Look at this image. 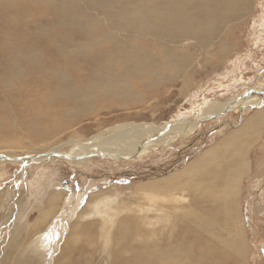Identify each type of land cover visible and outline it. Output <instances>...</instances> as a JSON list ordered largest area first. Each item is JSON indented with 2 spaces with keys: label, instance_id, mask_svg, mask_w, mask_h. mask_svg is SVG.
<instances>
[{
  "label": "bare ground",
  "instance_id": "6f19581e",
  "mask_svg": "<svg viewBox=\"0 0 264 264\" xmlns=\"http://www.w3.org/2000/svg\"><path fill=\"white\" fill-rule=\"evenodd\" d=\"M251 7L252 0H0V91L5 100L12 96L10 93L30 96L22 103L15 100V105H10L11 110L3 112L5 108L0 107L4 108L0 111V128L8 131L12 122L7 121L4 114H12L7 118L25 116L33 121V125H45L57 131L70 127L73 124L71 115L83 108L82 104L87 99H100L106 95L109 101L110 98L123 97L127 88L107 75L108 70L118 73L128 60L158 61V58L167 60L178 56L188 59L192 49L210 60L240 54L238 43L230 42L231 36L224 34H220L219 47H205L213 40L211 34L218 29L224 27L230 33L239 30V17L247 15ZM218 34L212 35L216 37ZM116 62L121 66L113 68ZM191 70L188 69L191 73L187 74L189 78L180 81L181 86L198 72L196 68L195 73ZM142 71L152 75L154 87L147 84L151 81L147 78L142 83L137 79L135 88L138 85L154 91L160 83L172 80V76L161 74L164 70H160V64L144 67ZM32 83L36 89L29 92L28 85ZM254 96L211 100L192 120L167 122L166 128L160 127L162 131L157 138L153 135L160 129H152L147 124H127L118 129L119 133L111 135L107 145L96 148L95 145L88 147L73 142L71 150H55L41 156L33 153L28 155L33 156V160L17 163L29 165L52 158L78 161L94 156H138L157 143L169 144L166 140L180 132L189 130L190 133L199 126V122L209 120L211 116V119L219 118L230 110L238 111L259 104V108L244 118L238 128L240 134L245 135L259 131L264 125V91L255 92ZM108 103L112 101L100 102L97 106L110 107ZM21 120V123L26 122L23 118ZM234 150L235 153L225 161L210 160L194 168L193 175L194 170L186 175L181 173L178 179L174 178L177 179L175 184L166 180L167 188L154 189L152 184L145 185L135 208L139 212L132 214L141 216V220L151 219V224H144L141 230L139 225L129 224V220L136 224L132 219L120 222L117 227V232H120L111 237L118 258L114 263L240 264L242 259L245 262L249 249L241 238L244 233L236 226L239 217L227 205V201L237 194L236 184L243 168L240 147ZM15 158L23 157H1L0 162L12 164ZM65 189L68 190L64 188L60 193L50 189L40 194L37 192L32 211L23 218L18 212L12 217L14 207L11 206L9 209L12 211L1 217L0 243L7 249L17 247L22 250V253L19 251L22 257L16 264H33L36 260H44L48 264L57 262L54 257L62 255V245L57 248L49 246L60 241H55L54 235H66L71 241L67 245L70 252L84 250V254L92 256V259L104 252L108 254L106 264H111L110 254L105 248L107 237L98 231L100 229L94 228L96 222L90 220L89 211L93 215H96L93 210L100 211L99 217H93L100 220L109 217V213L105 204L94 202V197L87 192H79L76 206L71 195L68 199L70 206L66 209L68 214L60 217L53 232L44 231L47 219L58 213L61 202L66 204L63 197ZM120 193L129 194V190ZM90 196L92 198L87 201L89 207L85 205L77 210L79 202ZM23 200L14 198L15 206ZM55 204L57 210L52 213ZM143 207L145 209L142 210ZM83 216L85 222L81 219ZM38 229L40 233L33 236ZM135 244L137 251L133 250ZM124 252H129V255L124 256ZM0 264L5 262L0 260Z\"/></svg>",
  "mask_w": 264,
  "mask_h": 264
},
{
  "label": "rangeland",
  "instance_id": "374dc122",
  "mask_svg": "<svg viewBox=\"0 0 264 264\" xmlns=\"http://www.w3.org/2000/svg\"><path fill=\"white\" fill-rule=\"evenodd\" d=\"M262 5L264 7V0H252L250 12L239 17L240 29L233 33L225 31L224 27L218 29L213 32L219 33L218 36L214 37L212 33L210 38L213 40L205 47V49L219 47L220 34H224L231 36L230 42L238 43L240 54L210 60L208 57L201 56L196 49H192L190 57L187 56L188 59L178 56L167 60L158 58V61L128 60L122 66L118 62L114 63L113 68L121 66L119 72L114 73L108 70L107 76L121 83L125 89L127 88L123 97L121 99L117 97L116 100L110 98L109 101H107L109 96L106 95L103 96L104 99L98 97L87 99L82 104L84 107L77 109L71 115L73 124L70 127L57 131L45 125L43 127L33 125V121L25 116L7 118L12 114H4L7 121L12 120V122L8 131L0 128V154L8 158L9 156L24 157L33 153L41 156L55 150H71L73 142L88 147L91 144L97 148L107 145L111 141V135L119 133L118 129L126 127L127 124L139 126L147 124L152 129L166 128L167 122L192 120L196 113H199L211 100L225 101L239 96L247 97L249 94L255 97V92L264 91V8ZM159 64L160 70H164L161 74L172 76L171 81L160 83L159 88H155L154 91H147L141 85L142 88L138 85L137 88L133 87L137 79L142 83L147 78H151V74L142 71L144 67H155ZM186 68L192 69V73H195L194 68H196L198 72L193 75L192 80L189 79L181 86L180 81L186 77L189 78L190 75L187 74H191ZM140 76L142 78L139 79ZM152 80L151 78V81L147 83L149 86H152ZM30 85H28L29 92L35 91V84ZM0 93V107L5 108V110L0 108V111L4 110L3 112L7 109L11 110L10 105H15L13 103L15 100L22 103L30 97L26 93H10L12 95L10 99L5 100L2 91ZM126 100L130 101L126 102ZM110 101H112L108 103L110 107L97 106L100 102ZM1 102L4 105H1ZM123 102L126 103L122 104ZM258 105L254 104L238 111L230 110L225 116L219 118L211 119V116L209 120L199 122V126L190 133H188L189 130L185 133L180 132L176 137L166 140L169 144L165 141L160 145L157 143L138 156L127 158L94 156L81 158L78 161L52 158L39 160L29 165L23 162L22 164L0 162V221L5 213L12 211L9 209L10 206L14 207L13 213L11 212L12 217L16 212L22 218L29 215L34 207L37 192L40 194L43 190L50 189L60 193L62 189L68 188L63 194L67 205L64 201L61 202L58 213L47 219L44 231L53 232L60 222V217L68 214L66 209L70 206L69 197L72 195L73 204L76 206L78 203L76 196L79 192H87L94 197V202L99 201L107 207L109 217L103 220L94 219L96 215L100 216V211L96 209L93 210L96 215L89 211L92 216L90 220L95 221L94 228L100 229L98 231H102L103 236L107 237L105 248L110 254L111 264H116L114 261L118 258L115 256L116 249L111 237L120 232H117L120 222L123 219H132L136 224H133L131 220L129 224L139 225L141 230L144 224H151V219L141 220V216L132 214L139 212L135 208L145 185L152 184L154 189L167 188L168 183L177 182L181 173L186 175L210 160L225 161L239 146L243 168L239 184H236L237 194L232 200L227 201V205L239 217L236 226L241 229V233H244L241 238L249 249L246 255L247 260L244 262L242 259L241 263L264 264V125L259 131H251L245 135H241L238 130L242 120L257 110ZM22 118L26 122L21 123ZM161 131L162 129L156 131L153 136L157 138ZM194 173L195 170L191 174ZM166 180L168 183L165 182ZM128 190L129 194L120 193ZM92 196L86 201L79 202L77 210L84 208L85 205L88 206L87 201ZM14 198L24 199L18 205L19 207L15 206ZM145 202L153 205L152 202ZM53 207L51 212L55 213L57 205ZM81 219L85 222L86 218L83 216ZM71 227L66 229L65 234ZM39 233L38 229L33 236ZM54 237L55 241L60 240L59 243L49 246L57 248L62 245V255L54 257L57 261L54 264L107 263L108 254L104 252L95 255L92 259V256L84 254V250L77 253L70 252L67 245L71 244V241H68L66 235L63 237L54 235ZM70 237L74 240L73 235ZM133 250L137 251V244L133 246ZM19 251L22 253L21 248L7 249L0 243V260H3L5 264H16L22 257ZM123 255L127 256L129 252H124ZM48 263L44 260L33 262V264Z\"/></svg>",
  "mask_w": 264,
  "mask_h": 264
},
{
  "label": "water",
  "instance_id": "95a60500",
  "mask_svg": "<svg viewBox=\"0 0 264 264\" xmlns=\"http://www.w3.org/2000/svg\"><path fill=\"white\" fill-rule=\"evenodd\" d=\"M3 158V159H12L10 156L9 158L7 156H4L3 154L0 155V158ZM1 160V159H0ZM21 160H24V161H28V160H33V156H28V157H23V158H15L13 161H15L16 163L21 161Z\"/></svg>",
  "mask_w": 264,
  "mask_h": 264
}]
</instances>
